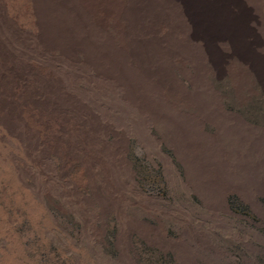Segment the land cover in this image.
Instances as JSON below:
<instances>
[{
    "label": "bare ground",
    "instance_id": "6f19581e",
    "mask_svg": "<svg viewBox=\"0 0 264 264\" xmlns=\"http://www.w3.org/2000/svg\"><path fill=\"white\" fill-rule=\"evenodd\" d=\"M233 56L264 75V0H0V184L41 217L43 194L78 161L101 210L116 209L127 226L141 227L140 215L124 211L127 202L148 212L158 206L135 186L123 144L136 132L155 144L149 126L163 123L215 194L236 187L238 170L260 187L264 160L249 164L222 138L255 142V134L231 119L205 74L210 59L241 77ZM204 119L217 133L204 130ZM65 184L67 197L80 196L71 177ZM14 218L0 202V264H27ZM149 226L166 235L162 223Z\"/></svg>",
    "mask_w": 264,
    "mask_h": 264
},
{
    "label": "rangeland",
    "instance_id": "374dc122",
    "mask_svg": "<svg viewBox=\"0 0 264 264\" xmlns=\"http://www.w3.org/2000/svg\"><path fill=\"white\" fill-rule=\"evenodd\" d=\"M235 57L232 61L243 68V77H235L228 63L219 70L210 59L204 62L205 74L231 119L239 120L249 129L244 128L246 131L255 134V142H250L245 136L224 133V145L245 152L253 165L259 158L264 160V75ZM188 67L193 71L190 64ZM177 73L192 90L193 84ZM179 107L198 112L187 103ZM162 124L149 126L155 144L139 132L123 144L135 186L158 206L148 212L137 203L127 202L124 211L140 215L146 222L141 227L127 226L116 209L101 210L78 161L67 166L68 173L54 190L43 194L46 213L41 217L19 205L7 183L0 184V202L15 217L14 230L27 264H264V181L257 187L238 170L236 187L215 194L217 189H209L191 172ZM203 127L210 134L218 131V126L206 119ZM114 139L111 133L108 141ZM238 154L235 159L240 162ZM50 159L59 173L60 157L52 152ZM68 177L73 179L79 197L66 196ZM161 223L166 235L157 237L149 224Z\"/></svg>",
    "mask_w": 264,
    "mask_h": 264
}]
</instances>
